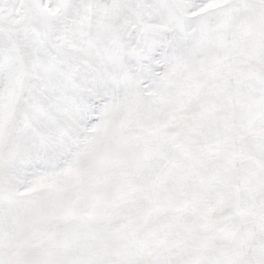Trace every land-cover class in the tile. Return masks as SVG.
<instances>
[{"label": "snow or ice", "instance_id": "6c2138e0", "mask_svg": "<svg viewBox=\"0 0 264 264\" xmlns=\"http://www.w3.org/2000/svg\"><path fill=\"white\" fill-rule=\"evenodd\" d=\"M0 264H264V0H0Z\"/></svg>", "mask_w": 264, "mask_h": 264}]
</instances>
